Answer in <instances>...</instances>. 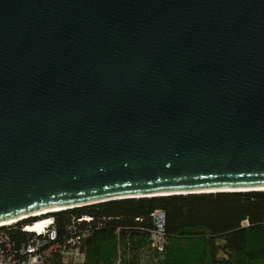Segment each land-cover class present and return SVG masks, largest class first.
<instances>
[{
	"label": "water",
	"instance_id": "water-1",
	"mask_svg": "<svg viewBox=\"0 0 264 264\" xmlns=\"http://www.w3.org/2000/svg\"><path fill=\"white\" fill-rule=\"evenodd\" d=\"M256 191L264 0H0V224Z\"/></svg>",
	"mask_w": 264,
	"mask_h": 264
},
{
	"label": "trees",
	"instance_id": "trees-1",
	"mask_svg": "<svg viewBox=\"0 0 264 264\" xmlns=\"http://www.w3.org/2000/svg\"><path fill=\"white\" fill-rule=\"evenodd\" d=\"M156 211L166 215L163 251L150 241ZM48 218L58 244L83 237L81 264H264V191L123 199ZM40 220L30 218L4 230L19 244L30 237L23 229ZM46 264L64 263L54 254Z\"/></svg>",
	"mask_w": 264,
	"mask_h": 264
},
{
	"label": "built area",
	"instance_id": "built-area-1",
	"mask_svg": "<svg viewBox=\"0 0 264 264\" xmlns=\"http://www.w3.org/2000/svg\"><path fill=\"white\" fill-rule=\"evenodd\" d=\"M154 230L151 232L152 247L163 251L166 243V215L163 211L153 214ZM90 221V219H85ZM49 225L30 230L34 226L25 227L23 232L30 235L22 243H15L4 228H0V264H46L50 255H58L64 264H81L85 260L82 251L83 237L75 236L58 244V234L53 220Z\"/></svg>",
	"mask_w": 264,
	"mask_h": 264
},
{
	"label": "bare ground",
	"instance_id": "bare-ground-1",
	"mask_svg": "<svg viewBox=\"0 0 264 264\" xmlns=\"http://www.w3.org/2000/svg\"><path fill=\"white\" fill-rule=\"evenodd\" d=\"M59 211V209H51V210H45V211H42V212H37V213H34V214H32V215H30V216H28V217H23V219H26V218H42V216L43 215H45V214H48V213H55V212H58ZM43 220H40V221H38L37 223H35L33 226V228H31L30 230H35L36 228H38V227H42V226H45V225H49V224H51L52 223V221L49 219V218H46V219H44V218H42ZM22 220V219H21ZM18 221L16 220V221H10V222H7V223H3V224H0V228L1 227H5V226H9V225H13V224H15V223H17ZM30 227H32V226H30Z\"/></svg>",
	"mask_w": 264,
	"mask_h": 264
},
{
	"label": "rangeland",
	"instance_id": "rangeland-1",
	"mask_svg": "<svg viewBox=\"0 0 264 264\" xmlns=\"http://www.w3.org/2000/svg\"><path fill=\"white\" fill-rule=\"evenodd\" d=\"M50 220H52L51 218H49Z\"/></svg>",
	"mask_w": 264,
	"mask_h": 264
}]
</instances>
